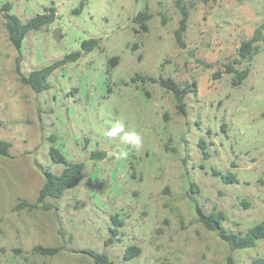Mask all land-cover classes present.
<instances>
[{"label": "rangeland", "instance_id": "374dc122", "mask_svg": "<svg viewBox=\"0 0 264 264\" xmlns=\"http://www.w3.org/2000/svg\"><path fill=\"white\" fill-rule=\"evenodd\" d=\"M6 1L24 22L52 5L57 18L29 31L18 50L0 15V139L12 142L10 155H0V264H94L83 252L88 248L115 264H226L229 257L250 264L264 258V238L233 249L197 210L225 212L223 226L236 233L264 220V37L251 63L235 62L241 42L264 23V0H183L190 10L186 48L174 35L181 18L177 0L0 3ZM142 10L152 15L148 31L134 21ZM91 37L99 46L54 70L49 88L36 92L20 80V73L80 50ZM115 56L119 62L112 65ZM229 63L250 67L241 84L226 72ZM136 75L171 77L181 86L195 82L197 91L185 96L186 114L172 91L159 82L132 81ZM132 132L142 136L139 152L121 143ZM52 145L70 161L85 163L81 183L48 198L50 209L21 205L37 202L43 169H64L53 161ZM96 151L106 155L94 159ZM120 151L127 158L109 155ZM215 170L238 180L226 182ZM114 215L123 222L115 236ZM38 245L57 252L39 253ZM130 245L142 250L126 260Z\"/></svg>", "mask_w": 264, "mask_h": 264}, {"label": "trees", "instance_id": "16d2710c", "mask_svg": "<svg viewBox=\"0 0 264 264\" xmlns=\"http://www.w3.org/2000/svg\"><path fill=\"white\" fill-rule=\"evenodd\" d=\"M183 0H177L178 7L181 10V18L179 20V25L174 31L175 39L177 44L181 48H186L185 33L188 28V19L190 16L189 8L182 3ZM0 15L3 16L5 21V27L8 32L9 39L11 43L20 50L23 46V42L27 36V33L32 30H40L44 26H48L53 23L57 18V9L54 5L45 9V12L38 13L35 16L28 19L26 22L22 21L18 15L12 12V3L9 1L0 3ZM152 17L151 13L147 10H142L137 13L134 21L139 24L140 29L148 31V20ZM264 28V23L261 28H257L250 39L243 40L238 49L240 59H235V62H241L246 60L251 63L254 55L259 51V42L263 40L264 33L262 31ZM100 44L99 38H88L82 41L81 49L73 51L66 54L63 58L58 59L48 65L41 68L32 70L29 74L25 75L20 73V80L29 85L36 92H41L50 87L47 82L49 75L56 70L58 67L64 65L69 61H77L84 53L91 52ZM119 62V57L115 56L110 59L112 65H117ZM227 73H234L235 79L234 84H241L244 79H246L250 74V67L244 69H237L233 64L229 63L225 65ZM19 70V69H18ZM20 72V71H19ZM221 75L219 71L214 73V77L218 78ZM137 78H142L144 80H150L152 82H159L163 87L173 92L177 109L180 113L186 114V102L185 96L189 92H196V83L186 84L181 86L179 82L168 78H154L146 77L143 75H136L132 78V81H136ZM52 142H55V135L50 137ZM200 146L204 149V154L209 156V153L205 150L206 141L204 139L200 140ZM12 147V142L5 139H0V155L9 156L10 148ZM50 155L55 162H59L65 165L64 169L60 174L55 173L49 169H43L44 174V184L40 188L38 193L37 202L34 204H28L23 201L21 205H30V207L42 206L46 209H50L52 205L47 204L46 200L48 198H60L67 189L78 186L83 178L85 163L82 161H70L55 145L51 146ZM106 155L105 151H96L92 153V158H104ZM217 175H221L226 182H235L237 177L234 173L223 174L220 171H216ZM192 188L199 189L195 183H192ZM200 221L210 230L218 231L220 237L225 240L231 248H249L254 247L260 239L264 238V220L260 223L250 227L246 232L236 233L233 231H228L223 226V221L226 219L225 212L214 208L211 212L207 213L201 206H197ZM114 226L111 227V232L113 236L119 234V226L123 222L118 219V215L112 216ZM113 238L107 239V242H112ZM35 250L42 254H54L57 252L56 248L44 247L43 245H38ZM141 248L136 245H130L125 252L124 258L130 260L141 253ZM84 253L90 255L94 259V264H115L112 259L106 253H101L91 248L84 249ZM226 264H237L232 257H229ZM250 264H264V258L258 257L251 261Z\"/></svg>", "mask_w": 264, "mask_h": 264}, {"label": "clouds", "instance_id": "9594fccd", "mask_svg": "<svg viewBox=\"0 0 264 264\" xmlns=\"http://www.w3.org/2000/svg\"><path fill=\"white\" fill-rule=\"evenodd\" d=\"M123 125H120L116 131H122ZM111 134V133H110ZM121 143L129 146L130 148L136 150L137 152L143 147V139L142 136L138 133H125L121 137ZM109 155H115L117 160L127 158L128 153L126 151H120L118 153H109Z\"/></svg>", "mask_w": 264, "mask_h": 264}, {"label": "water", "instance_id": "95a60500", "mask_svg": "<svg viewBox=\"0 0 264 264\" xmlns=\"http://www.w3.org/2000/svg\"><path fill=\"white\" fill-rule=\"evenodd\" d=\"M53 37L58 42V47L59 48H63L64 45H63L62 37H61V34H60V28H55L53 30Z\"/></svg>", "mask_w": 264, "mask_h": 264}]
</instances>
